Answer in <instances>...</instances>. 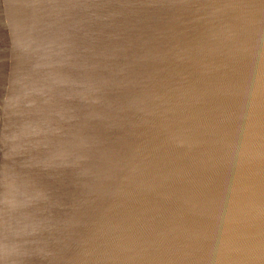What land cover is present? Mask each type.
<instances>
[{
	"label": "water",
	"instance_id": "obj_1",
	"mask_svg": "<svg viewBox=\"0 0 264 264\" xmlns=\"http://www.w3.org/2000/svg\"><path fill=\"white\" fill-rule=\"evenodd\" d=\"M19 1L61 49L54 86L0 76V111L23 99L51 141L57 119L49 177L22 187L64 225L27 234L42 264H264V0H84L77 20L0 0V20Z\"/></svg>",
	"mask_w": 264,
	"mask_h": 264
},
{
	"label": "bare ground",
	"instance_id": "obj_2",
	"mask_svg": "<svg viewBox=\"0 0 264 264\" xmlns=\"http://www.w3.org/2000/svg\"><path fill=\"white\" fill-rule=\"evenodd\" d=\"M61 3L62 10L56 15L57 18L66 20L71 14V17L77 20L83 16L82 10L86 8L83 6L84 0H77L76 4L74 0H63ZM23 6V2L19 1L16 10L8 11L15 24L4 18L0 20V67L4 65L20 67L18 71L21 73V80L24 81L26 77L21 65L28 63L34 71V74L30 70L28 72L31 80L45 81L46 86H54L52 81L47 80L50 75L45 77L46 72L42 68L62 64L60 59L53 57L61 50L56 44L58 37L49 30L45 21L36 19L29 14L30 12L23 10ZM4 17L9 18V15L5 13ZM10 23L15 26L13 33L9 28ZM36 24L45 29L40 30L35 26ZM77 33L78 37L84 39L85 36H82L80 30H77ZM13 71L12 68L7 67L0 70V76ZM14 78L15 76L10 80L13 81ZM18 85L21 86L20 83ZM42 89L46 88L40 87L38 90ZM31 98L35 99V105L38 106L41 100L38 97ZM3 100L0 98V108ZM22 100L19 99V103L17 101L15 104L16 114L11 113L10 109L2 108L0 111V264H42L47 261L46 256H43L44 247L41 243L33 247V244L26 239L27 234L33 235L34 240L42 239L41 234H43L48 238L49 243L54 241L55 245L61 243L64 236L61 231L64 226L62 220L57 226L48 225L51 222V215L43 207L46 204L49 206L51 202L47 194L40 192L35 195L34 191L28 192V188L22 189L25 179L40 184L39 181L49 177L50 161L48 164L47 157L57 156L60 144L59 131H56L55 125L57 119L51 118L50 121L54 135L51 141L46 137L47 128L39 132L33 130L40 117L24 113L26 103ZM47 120L49 121V117ZM9 140H13L12 145ZM16 184L19 185L17 191ZM47 184L43 183L32 188L39 190L44 187L47 190L49 188ZM32 222L38 227L29 226ZM64 231L66 233L65 227Z\"/></svg>",
	"mask_w": 264,
	"mask_h": 264
}]
</instances>
